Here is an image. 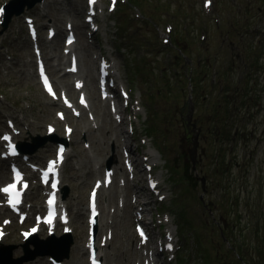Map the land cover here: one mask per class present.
<instances>
[{
	"label": "rangeland",
	"instance_id": "rangeland-1",
	"mask_svg": "<svg viewBox=\"0 0 264 264\" xmlns=\"http://www.w3.org/2000/svg\"><path fill=\"white\" fill-rule=\"evenodd\" d=\"M130 1H135L143 9L146 2L150 1L151 12L159 23L151 24L148 8L140 19L143 21L134 25L130 24L131 26H127V29L124 26L117 29V22L113 17L109 18L113 14L100 13V17L110 19L107 23L108 28L101 27L92 42L87 40V31L82 26L84 0L62 2L46 0L41 6L25 11L36 17L42 36L45 35L47 23L50 22L57 27L58 34L50 42V44L53 43L56 51L50 50L51 46H45L46 43L42 39L40 43L45 46L44 51H49L45 54L46 63L58 87H63L74 94L71 85L74 76L65 77V75L55 74V68L60 66L58 53H62V36L65 32L63 24L67 18L73 19L78 26V28L75 26L77 41L73 46L79 58L82 76L87 81L81 67L82 53L78 48L80 44L85 45V54L89 60V70L92 75V86L88 82L86 84L90 107L78 118L72 117L64 110L67 120L74 126L71 141L68 143L64 178L73 161L80 165L81 171L72 172L68 176L72 182L70 198L66 202L72 214L70 224L74 229L71 238L67 239L72 241L70 249L68 252L65 250L61 252L65 256L63 262L86 264L84 246L86 191L91 177L99 176L108 157H113L112 167L116 169L115 176L120 173L122 166L120 149L126 144L132 149L138 163L142 162L143 155L157 152L158 155L154 156L157 159L152 157L151 162L156 165L162 163L164 176L174 183L173 188L175 186V193L178 196L175 203L178 206L176 218L180 222L179 231L187 236L184 242L188 243L187 248L194 254L196 264H209V261H213L214 264H264V2L262 0L232 2L216 0L214 8L220 12L223 24L221 30H218L219 26L211 24L207 38L208 41L210 37V44L206 47V51L210 54L207 59H202L195 64L190 62L192 59L188 56L189 53L192 57V55L203 54L204 51L182 35L196 41L195 29L200 15L199 0H171L170 4L161 0L172 6L166 15L164 13L166 7L159 4L157 0ZM135 10L140 8L128 6L121 9L122 14L129 15V20L133 22L138 21L132 19ZM181 18H187L190 21V28L186 31L179 28ZM163 19L176 20L182 34L180 38L188 41L187 43L181 40L175 41L182 51L172 45L171 51L174 57L167 66L163 50L170 48L162 46L158 38L154 37V35L159 36L161 32ZM25 35V26L20 15L13 18L1 36L0 132L6 128V118H12L16 126L21 129L18 138L24 141L26 146L31 148L33 139L41 138L39 145L30 154L32 160L40 161L49 154V148L52 146L46 138L45 126L55 120L54 111L59 109V106L57 102L48 99L40 88L30 45L24 42ZM230 41L233 43L229 44ZM221 44L224 46L222 49H220ZM214 52L218 53L217 58L212 54ZM108 53H113L112 59L115 66L122 67L120 76L124 79L123 84L129 90L131 89L133 110H136L137 102H140L142 107L143 96L147 117L146 121H143L142 107L137 120L133 122L136 134L131 137V140L122 142L120 145L117 140L114 141L115 134H112L116 124L114 125L107 106L99 102L96 94L94 74H96L97 61L101 55ZM182 54L190 60L189 64L184 61ZM29 57L33 60L28 61ZM137 58H141V61H137ZM62 62L66 64L67 60ZM190 64L197 68L192 73L196 77L192 84L193 91L188 93L191 85L188 87L185 77L187 79L190 77ZM251 64L250 74L246 71L243 78H239L243 69ZM171 65L178 68L176 74L179 79L178 84L171 79ZM164 70V76L159 78ZM246 74L247 77H245ZM149 78L155 82L154 87L149 86ZM164 78L166 83L161 81ZM247 80L251 90L239 92L244 84L248 88ZM168 83H171V87H168ZM240 93L243 95L240 96ZM204 95H207L205 99ZM189 96L191 97L188 98ZM188 99H191L194 104L192 121L200 129L199 149L204 148V154H200L197 158L195 170L192 169L186 152L191 140L185 125V116L189 110ZM214 105L217 107L215 108ZM89 109L95 116H99L97 121L90 122L87 119ZM132 113L133 111L129 110L127 115ZM93 124L101 128L94 130ZM61 125L62 123L58 122L55 133L64 136ZM146 130L153 142L149 134H146ZM83 134L88 142L83 138ZM135 138L136 141H134ZM112 145L116 146L111 149ZM150 147L153 150L149 149ZM243 149L248 152L246 158L240 157ZM1 166L6 168V164L0 162V183L8 178L7 169ZM86 170L88 173L85 174ZM5 172L7 175L3 177ZM201 176L205 178L204 189L198 179ZM260 182L261 185H258ZM36 192L37 189L34 188L28 193L33 203L36 200ZM108 193L110 198L112 197L111 200H114L113 192L110 190ZM35 204L37 206L41 202L38 201ZM100 207L103 223L106 228L111 227L114 236L116 235L112 244L110 243L108 249L104 250L109 260L108 264L111 262L134 264L133 260L140 256L141 251L136 247V239L132 235L130 216L116 215L113 221L109 217V203L100 199ZM2 216L3 214L0 213V219ZM255 216H259L257 223L255 222L258 218ZM185 221L187 228L182 227ZM197 228L198 231L202 228L201 232L206 237L203 238L204 245L194 237L193 233L197 231ZM236 229L245 248L241 250L246 253L243 259L239 258L240 253L233 250L234 245L230 244L235 240L239 242L233 232ZM61 234L59 229L54 234L55 237H50L57 240L62 238ZM197 236L201 238L200 234ZM47 237L45 232L34 236L36 240H44ZM131 238L134 240L131 241ZM0 244L6 247L0 249L6 250L0 253V257L4 260L26 258L25 264L38 262L49 264L47 253L31 250L34 249V245L28 244L26 245L28 248H22L15 225L9 227L4 243ZM42 248L47 249V247ZM197 248L198 251L195 254ZM226 248H230L228 252H225ZM208 252L210 255L206 261L205 255ZM201 255L204 259L203 263H200Z\"/></svg>",
	"mask_w": 264,
	"mask_h": 264
},
{
	"label": "bare ground",
	"instance_id": "bare-ground-1",
	"mask_svg": "<svg viewBox=\"0 0 264 264\" xmlns=\"http://www.w3.org/2000/svg\"><path fill=\"white\" fill-rule=\"evenodd\" d=\"M77 20V19H76ZM76 23V22H75ZM77 26V25H76ZM79 26H80V24H79ZM77 28H78V26H77ZM80 44V43H79ZM78 48H79V50H81V53H82V59H81V67H82V70H83V72L86 74V77H87V81L85 80V82H86V84H87V82H88V84L90 85V86H92V75H91V73H90V70H89V68H90V65H89V60H88V58H87V55L85 54V45H78ZM50 50H52L53 52L54 51H56V48L53 46V43L51 44V47H50ZM49 51H47V50H43L42 51V55L43 56H45V54H47ZM63 58H64V56L63 55H61V54H58V59H59V61H62L63 60ZM33 60V58H31V57H29L28 58V61H32ZM57 74H58V71H55ZM66 74V73H65ZM69 76H74L73 74H68ZM68 75H65V77H67ZM88 86V85H87ZM57 138H61V135H57L56 136ZM17 159H18V157H16ZM5 159H3L2 161H4ZM1 168H5L4 166H1ZM85 174L86 173H88V170H86L85 172H84ZM61 187H62V189H64L65 188V185L64 184H62L61 185ZM65 195H66V190H65V192H64V195H63V197H65ZM35 207V206H34ZM33 207V208H34ZM32 208V209H33ZM1 211V210H0ZM32 239V238H31ZM30 239V240H31ZM29 240V241H30ZM112 240V239H111ZM54 243H57L58 244V246L57 245H54ZM53 243V241H52V238H46V240H45V242H41V243H38V242H34V249H31V247H29V249H31V250H38V251H40V252H48V248L51 250V252L52 253H56V254H59L60 253V247H64L66 244H67V239L66 238H60V239H58V240H55V242ZM24 245L26 244V243H23ZM42 247H47V249H45V250H43V248ZM11 264H14V260L13 261H11L10 262ZM0 264H3V263H0Z\"/></svg>",
	"mask_w": 264,
	"mask_h": 264
},
{
	"label": "snow or ice",
	"instance_id": "snow-or-ice-1",
	"mask_svg": "<svg viewBox=\"0 0 264 264\" xmlns=\"http://www.w3.org/2000/svg\"><path fill=\"white\" fill-rule=\"evenodd\" d=\"M95 2V0H89V4L91 5V4H93ZM209 2H210V0H206V4H205V6L206 7H208L209 6ZM113 3H115V0H113ZM111 10V9H110ZM3 10L2 9H0V12H2ZM69 42H71V38L69 39ZM41 75L43 76V72H41ZM45 87H46V89H48V85H47V81L45 80ZM3 139L4 140H8V137L7 136H5V137H3ZM52 170V164H50L49 165V171H51ZM14 171V180L15 181H19V179H20V176H19V174L18 173H16L15 172V170H13ZM47 175V173H45V176ZM46 182V181H45ZM24 187H26V185H24ZM52 187L53 188H55V183H53L52 184ZM16 188V184L15 183H13V184H11V185H9L8 187H6V188H4L3 189V191L5 192V193H9V199H8V203H9V205L10 206H12L13 207V209H15V207H16V205L17 204H19V193L18 192H14V189ZM48 204H49V216L51 217V214H52V210H51V205H52V200L50 199L49 201H48ZM46 222H48V223H50L51 221H50V219L48 220V221H46ZM7 223V222H6ZM36 229H32V231H35ZM23 235H25V237H27L28 235H29V233H24ZM141 236H142V238H143V236H144V234L141 232ZM169 247H171L170 245H169ZM93 264H95V261L93 262Z\"/></svg>",
	"mask_w": 264,
	"mask_h": 264
},
{
	"label": "water",
	"instance_id": "water-1",
	"mask_svg": "<svg viewBox=\"0 0 264 264\" xmlns=\"http://www.w3.org/2000/svg\"><path fill=\"white\" fill-rule=\"evenodd\" d=\"M19 1H21V0H16V2H19ZM27 3H28V5H32L33 1H27ZM8 14H10L9 8H8ZM191 112L192 111L190 110L189 115L187 116V119L189 121L191 120ZM197 136H198V133L193 136V141L191 142V147L187 151L189 154V158L192 162V169H195V164H196L197 146H198ZM201 181H202V183H204V178H201Z\"/></svg>",
	"mask_w": 264,
	"mask_h": 264
},
{
	"label": "trees",
	"instance_id": "trees-1",
	"mask_svg": "<svg viewBox=\"0 0 264 264\" xmlns=\"http://www.w3.org/2000/svg\"><path fill=\"white\" fill-rule=\"evenodd\" d=\"M264 246V245H263Z\"/></svg>",
	"mask_w": 264,
	"mask_h": 264
}]
</instances>
